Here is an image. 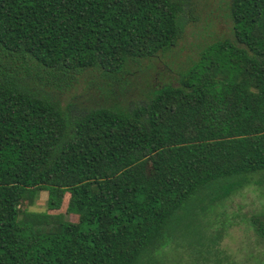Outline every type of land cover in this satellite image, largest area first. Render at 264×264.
Returning a JSON list of instances; mask_svg holds the SVG:
<instances>
[{
  "label": "trees",
  "instance_id": "16d2710c",
  "mask_svg": "<svg viewBox=\"0 0 264 264\" xmlns=\"http://www.w3.org/2000/svg\"><path fill=\"white\" fill-rule=\"evenodd\" d=\"M179 2L0 0V264H153L193 201L264 171V0H230L231 39L130 112L68 121L30 84L167 50ZM39 191L63 213L21 207Z\"/></svg>",
  "mask_w": 264,
  "mask_h": 264
},
{
  "label": "rangeland",
  "instance_id": "374dc122",
  "mask_svg": "<svg viewBox=\"0 0 264 264\" xmlns=\"http://www.w3.org/2000/svg\"><path fill=\"white\" fill-rule=\"evenodd\" d=\"M229 4L230 0H180L181 31L174 43L150 58L130 62L115 76L88 69L65 81L63 76L41 74L30 84L54 100L68 121L96 107L130 112L144 105L154 89L175 84L206 44L231 39ZM235 180L238 183L225 195L218 191L208 199L205 191L200 203L193 201V212L183 220L187 226L170 232L153 264H264V240L255 232L257 224L264 226V171L231 179ZM45 200L46 192L39 191L31 204L24 201L21 207L63 213L64 206L48 212ZM64 218L75 221L73 216ZM211 243L214 250L206 252Z\"/></svg>",
  "mask_w": 264,
  "mask_h": 264
}]
</instances>
